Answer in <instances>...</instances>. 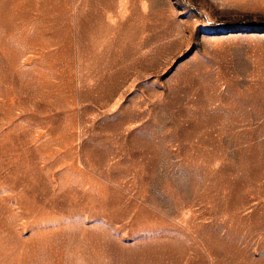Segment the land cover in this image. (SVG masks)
Listing matches in <instances>:
<instances>
[{
	"label": "rangeland",
	"instance_id": "1",
	"mask_svg": "<svg viewBox=\"0 0 264 264\" xmlns=\"http://www.w3.org/2000/svg\"><path fill=\"white\" fill-rule=\"evenodd\" d=\"M0 264H264V0H0Z\"/></svg>",
	"mask_w": 264,
	"mask_h": 264
}]
</instances>
